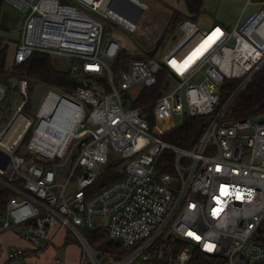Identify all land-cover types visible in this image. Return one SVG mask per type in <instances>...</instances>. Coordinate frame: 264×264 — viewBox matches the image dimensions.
I'll return each instance as SVG.
<instances>
[{"label": "built area", "instance_id": "2783aa9c", "mask_svg": "<svg viewBox=\"0 0 264 264\" xmlns=\"http://www.w3.org/2000/svg\"><path fill=\"white\" fill-rule=\"evenodd\" d=\"M111 2L5 0L25 13L7 68L37 51L54 54L71 58L67 69L78 84L49 87L31 104L28 79L15 88L0 83V102L8 89L21 95L5 123L0 113V188L12 193L0 235L17 232L31 245L11 246L0 264L38 256L65 229L81 243L80 264H264V108H233L264 69V0H248L247 7H262L244 28L241 19L208 28L190 20L166 54L134 58L117 72L112 65L124 48L107 22L154 47L162 30L144 22L145 1L137 0L139 17ZM164 68L170 73L152 125L135 102ZM166 115L181 123L157 133ZM189 117L209 119L193 147L168 142L165 135ZM166 149L175 155L173 171L159 164ZM107 167L122 176L93 189ZM88 231L118 243L94 245Z\"/></svg>", "mask_w": 264, "mask_h": 264}, {"label": "rangeland", "instance_id": "374dc122", "mask_svg": "<svg viewBox=\"0 0 264 264\" xmlns=\"http://www.w3.org/2000/svg\"><path fill=\"white\" fill-rule=\"evenodd\" d=\"M247 2L248 0H205L202 11L197 17L186 16L180 21V23H178L172 36H169L170 33L164 36V38L167 39H164L165 44L163 46L160 45L164 43V34L154 47L153 40L147 41L144 37L139 36L138 33L130 32L121 25L107 22L106 29L111 30L113 34L122 41L123 48L132 53L133 57L150 59L158 54H166L175 43V40H173L172 37L184 32V28L181 24L190 20L202 28L211 27L216 20L233 27L235 23L241 19V27L244 28L248 26L259 13L262 5L253 3L247 7ZM146 3L150 6V11L145 14V18L143 17L144 22L150 23L153 26H158V31L160 32L162 30L163 32V29H165L169 23V19L173 11L171 12L166 8L155 10V8H153L154 6L151 5L149 1H146ZM178 6L179 11L186 13L187 9L183 0L180 1ZM3 10L9 11L13 16L7 21L10 29L6 30L0 28V40H3L4 43L8 44L7 61L11 64L15 53L16 42L20 38L25 13L18 8L5 3L4 9L0 8V21ZM154 50L155 55L151 57L150 53ZM51 58L54 65L61 69H67V65L69 66L71 63V58L63 59L61 56L54 54H51ZM18 81L19 79H10L9 86L13 88ZM30 82L33 85V95L31 94V98L33 99L31 100L32 104H35L45 95L47 88H45L43 84L38 82L35 83L32 79H30ZM9 86L7 85V87ZM140 90V86L133 88L131 90V96H137ZM20 100L21 95L15 93L13 89H8L5 98L0 102V113L3 116L4 123L9 119ZM167 104L163 105L166 110L169 108ZM180 123L181 116L166 115L163 124L157 127V133H163L172 127L178 126ZM152 127L154 129L156 128L155 125ZM13 233L15 234H4L0 236L1 262H4L6 259L8 249L11 246L16 245L31 247L30 243L21 237V235L17 232ZM91 243L94 244L93 242ZM81 252V243L71 232H67L65 229L57 237V239H55L54 243L38 256H32L30 259L25 261H9V264H80Z\"/></svg>", "mask_w": 264, "mask_h": 264}, {"label": "trees", "instance_id": "16d2710c", "mask_svg": "<svg viewBox=\"0 0 264 264\" xmlns=\"http://www.w3.org/2000/svg\"><path fill=\"white\" fill-rule=\"evenodd\" d=\"M186 5V13L174 9L169 19L168 25L163 29V41L167 34L169 36L174 33L178 23L186 16L197 17L202 11L205 0H184ZM5 0H0V8L4 9ZM107 31H111L108 30ZM162 37V36H161ZM161 39V38H160ZM7 50L8 44L0 40V83L3 85H10V79H22L26 78L29 81L31 94L33 93V85L30 82L32 79L35 83L43 84L45 88L53 87L60 91H71L76 87L78 81L73 77L68 69H61L54 65L51 54L45 52H34L32 56L23 64L15 66L13 69L7 68ZM155 55V50L150 53V56ZM134 58L132 53L123 49L118 59L113 63L112 68L115 72L120 69L128 68L129 63ZM170 73L168 68H164L158 76V83L153 87L143 89L135 102L136 106L143 107L144 111L149 116L150 122L153 125L155 123V117L153 110L155 108V102L161 97V88L163 82L166 80L167 75ZM226 86H232L233 81H227ZM10 87V86H9ZM16 86H14L15 88ZM33 95V94H32ZM30 95V102L32 100ZM41 99V98H40ZM39 99V100H40ZM235 110L243 113H251L252 111L261 110L264 108V69L259 73L249 84V86L241 93L237 98L234 107ZM208 117H189L177 128L170 130L165 139L168 142L176 144L180 147L190 149L195 142L204 132L207 124ZM174 153L166 149L159 160L161 169L174 170L175 165ZM122 176L121 170L112 169L107 167L106 174L98 181L93 189H99L102 186L111 183L112 181L119 179ZM12 196V193L7 189L0 188V211L3 209L6 201ZM88 239L94 243V245L102 246L104 248H115V245L111 243L103 231H88L86 232Z\"/></svg>", "mask_w": 264, "mask_h": 264}, {"label": "water", "instance_id": "95a60500", "mask_svg": "<svg viewBox=\"0 0 264 264\" xmlns=\"http://www.w3.org/2000/svg\"><path fill=\"white\" fill-rule=\"evenodd\" d=\"M111 7L124 15H130V12L133 10H138L137 17L142 14V10L139 8L137 0H112ZM12 17L13 16L9 11L3 10L1 14L0 28L6 30L10 29L7 21ZM110 242L117 244L118 240L111 239Z\"/></svg>", "mask_w": 264, "mask_h": 264}, {"label": "crops", "instance_id": "0c3cea01", "mask_svg": "<svg viewBox=\"0 0 264 264\" xmlns=\"http://www.w3.org/2000/svg\"><path fill=\"white\" fill-rule=\"evenodd\" d=\"M143 1H149L151 5H153L156 9H161V8H166V9H169L171 12L176 9V10H179V3L181 0H143ZM184 1V0H183ZM185 3V2H184ZM215 22H219V23H222L221 21H218L216 20ZM224 24V23H222ZM225 25V24H224ZM108 33L112 34L113 32L112 31H109ZM17 43V42H16ZM8 63V61H7ZM9 64V63H8ZM7 64V65H8ZM6 234H15L13 232H8ZM4 235V234H3ZM1 236V235H0ZM18 238V237H17ZM19 239V238H18Z\"/></svg>", "mask_w": 264, "mask_h": 264}, {"label": "snow or ice", "instance_id": "6c2138e0", "mask_svg": "<svg viewBox=\"0 0 264 264\" xmlns=\"http://www.w3.org/2000/svg\"><path fill=\"white\" fill-rule=\"evenodd\" d=\"M217 31H219V30H217ZM188 235H189V236H192L193 233L189 232ZM196 239H199V237H196ZM210 247H211V246H209V248H210Z\"/></svg>", "mask_w": 264, "mask_h": 264}]
</instances>
